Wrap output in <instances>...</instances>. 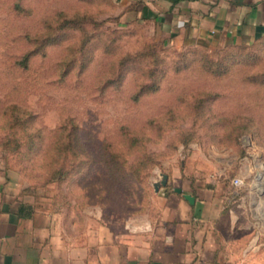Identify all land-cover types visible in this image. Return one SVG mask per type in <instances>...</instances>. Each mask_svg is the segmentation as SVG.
<instances>
[{
  "label": "rangeland",
  "instance_id": "374dc122",
  "mask_svg": "<svg viewBox=\"0 0 264 264\" xmlns=\"http://www.w3.org/2000/svg\"><path fill=\"white\" fill-rule=\"evenodd\" d=\"M13 1L0 0V147L2 138L9 132L4 110L11 103L33 113V124L41 128L45 138L30 154H21L22 148L10 154L0 149V172L13 171L23 185L19 194L32 204L59 213L66 223L72 221L78 228L86 217L95 222H121L134 214L150 211L152 197L157 194L151 182L158 178L159 172L170 175L182 165L181 178L199 176L202 156L209 159L207 154L212 155L215 150L235 152L239 157L249 153L255 160L256 172L246 179H264V84L245 79L264 71V39L244 49L178 47L168 44L151 22L134 18L119 0H21L20 4L29 10L27 14L15 13L11 6ZM74 11L87 17L82 21L84 36L96 32H111L113 36L121 33L115 43L114 57L107 58L96 51L93 61L80 75L73 69L65 78H58L56 64L68 53L67 46L75 51L82 40L78 32L72 31L65 42L49 46L44 55L33 57L27 69L12 65L14 56L28 48L25 34L39 30L43 19ZM151 43L154 44V48H149L152 51L166 49L160 54L166 55L167 64H170L168 56L171 57L167 52L186 51L184 59H178L180 63L192 58L196 61L204 55L210 60L211 70L219 73L209 72L192 62L180 73L168 72L158 91L145 94L137 101L131 99V94L143 80L138 73L126 74L119 88L111 85L104 91L99 90L102 79L114 70L109 60L113 62L120 55H132ZM241 56L250 58L249 63H243ZM203 91L217 95L209 104L210 109L199 111L192 99ZM244 117L255 123L257 135L250 131L234 140V132L229 131L228 126L219 127L216 122ZM70 124L77 126L78 139L93 157L98 156L105 141L119 146L120 125L146 138L141 143L154 154L155 161L148 171L145 188L133 183L124 185L126 191L122 189L121 195L112 192V197L110 193L102 196L92 181L93 173L83 180L76 176L46 182L45 163L55 153L52 147L57 130L61 125L70 129ZM13 135L20 140L23 138L20 130ZM131 158L132 155L127 157ZM209 161L213 163V156ZM227 161L224 173L231 177L239 164L229 158ZM211 170L212 175L216 174L214 167ZM104 186L109 190L108 182Z\"/></svg>",
  "mask_w": 264,
  "mask_h": 264
},
{
  "label": "crops",
  "instance_id": "0c3cea01",
  "mask_svg": "<svg viewBox=\"0 0 264 264\" xmlns=\"http://www.w3.org/2000/svg\"><path fill=\"white\" fill-rule=\"evenodd\" d=\"M119 1L178 47L264 36V0ZM213 154V163L202 156L199 176L181 178L182 165L166 173L169 191L154 194L150 211L113 224L86 217L80 228L20 195L13 171L0 172V264H264V179H246L256 172L249 153ZM227 158L239 164L231 177Z\"/></svg>",
  "mask_w": 264,
  "mask_h": 264
},
{
  "label": "trees",
  "instance_id": "16d2710c",
  "mask_svg": "<svg viewBox=\"0 0 264 264\" xmlns=\"http://www.w3.org/2000/svg\"><path fill=\"white\" fill-rule=\"evenodd\" d=\"M20 1L14 0L11 3L12 10L17 14H27L29 10L24 8L20 4ZM86 18L84 14L74 11L71 14L61 13L56 15V17L43 19L39 30L34 33L25 34L28 37L25 40L28 48H25V50L14 56L12 65L21 70L27 69L33 57L36 55H44L45 49L49 46L62 44L69 38L72 31L78 32L82 40L80 41L79 49L75 51L72 50L73 48L70 45L67 46L69 47L67 50L68 53L56 64L58 78H65L73 69H75L76 75H80L93 61L96 51H100L107 58L109 56L114 57L115 48L117 47L115 43L120 39L121 33L113 36L110 35L112 34L111 32H96L84 36L82 31L85 25L82 24V21ZM32 34L35 36H31ZM38 35H40V38H37ZM99 36H103V38ZM262 39H264V36L250 43L227 44L212 48L199 46V48L217 49L219 51L226 49H244L248 45ZM149 48H154V44L145 45L139 52H135L129 56L125 54L120 55L113 62L108 59L110 62L109 66L114 67V70L110 72L109 76L102 79V82L99 84V90L104 91L105 88L111 85L119 88L126 74L138 73L142 76L143 80L136 85L131 94V99L137 101L145 94L158 91L161 81L168 72L180 73L182 70H186L192 62L199 63L202 68L209 72L219 73L214 69L211 70L212 68L209 66L210 60L206 59L204 55H201L196 61L192 58L186 63H180L178 59H184L186 51L184 53L167 52V54H171V57L168 56L170 58V64H167L164 61L166 55L160 54V52L166 49L152 51ZM186 48L196 49L198 47L188 46ZM247 59L250 58L241 56L243 63H249ZM221 71L224 72L225 70ZM245 79L247 82L264 84V71L258 75L246 76ZM216 95V93L211 91H203L202 93L196 94L192 100L196 102L195 106H197L199 111H202L203 108L210 109L209 104L216 99ZM205 104H207V107L204 106ZM4 114H7L5 123L9 124V132L2 138L1 151L5 152L4 154L18 152L21 148L23 149L21 154H30L33 150L35 151L38 145L44 141L45 137L41 128L33 124V113L24 107L11 103L5 108ZM229 120L230 122L226 123L220 119L216 122L219 127L228 126L230 128L229 131L234 132V140L238 135L250 131H253L257 135V127L251 119L244 117L237 121L232 118ZM18 130L23 134L22 140L19 137L12 136ZM118 131L119 146L116 145L117 143L105 141L102 150L97 154L98 156L93 157L78 139L76 133L77 126L72 124L69 129L65 125H61L59 130H57V138L53 141L52 150L55 153L45 163L47 169L44 171V180L46 182L65 181L76 176H79L78 178L83 180L87 179L93 173L94 177L92 181L98 186V193L102 194V196L109 193L111 196L112 192L116 196L121 195L124 185L128 186L133 183L138 187L145 188L148 171L155 161L154 154L143 147L141 142L146 140V138L134 135L128 126L120 125L118 126ZM131 155V160H128L127 157ZM106 182L109 183V190H106L104 186ZM110 189L114 190L110 192ZM123 191L126 190L124 189ZM102 200L100 203L104 205Z\"/></svg>",
  "mask_w": 264,
  "mask_h": 264
},
{
  "label": "water",
  "instance_id": "95a60500",
  "mask_svg": "<svg viewBox=\"0 0 264 264\" xmlns=\"http://www.w3.org/2000/svg\"><path fill=\"white\" fill-rule=\"evenodd\" d=\"M166 181H167V175L164 174V173L159 172L158 173V178L151 182V186L153 188V191L157 192L158 194L159 193H164V194L168 193L169 188L166 186ZM171 190L173 192H176V193H180L181 192L180 188H176V187L171 188ZM182 196L189 203H192V201H193V197L192 196H190L189 194H182Z\"/></svg>",
  "mask_w": 264,
  "mask_h": 264
},
{
  "label": "built area",
  "instance_id": "2783aa9c",
  "mask_svg": "<svg viewBox=\"0 0 264 264\" xmlns=\"http://www.w3.org/2000/svg\"><path fill=\"white\" fill-rule=\"evenodd\" d=\"M231 183L233 186H240L242 184V180L238 177H232Z\"/></svg>",
  "mask_w": 264,
  "mask_h": 264
}]
</instances>
